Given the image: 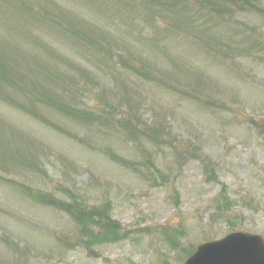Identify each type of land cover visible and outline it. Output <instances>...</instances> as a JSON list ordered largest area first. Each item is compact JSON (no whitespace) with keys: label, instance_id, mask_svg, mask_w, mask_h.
Masks as SVG:
<instances>
[{"label":"rangeland","instance_id":"374dc122","mask_svg":"<svg viewBox=\"0 0 264 264\" xmlns=\"http://www.w3.org/2000/svg\"><path fill=\"white\" fill-rule=\"evenodd\" d=\"M75 199L126 236L80 242ZM234 230L264 237V0H0V264H181Z\"/></svg>","mask_w":264,"mask_h":264},{"label":"water","instance_id":"95a60500","mask_svg":"<svg viewBox=\"0 0 264 264\" xmlns=\"http://www.w3.org/2000/svg\"><path fill=\"white\" fill-rule=\"evenodd\" d=\"M184 264H264V242L256 235L233 233L199 245Z\"/></svg>","mask_w":264,"mask_h":264},{"label":"trees","instance_id":"16d2710c","mask_svg":"<svg viewBox=\"0 0 264 264\" xmlns=\"http://www.w3.org/2000/svg\"><path fill=\"white\" fill-rule=\"evenodd\" d=\"M179 1L182 2L184 0H175L176 3ZM197 2H199L200 4L206 2V4H208L209 6L215 5V2L212 0H197ZM222 9L223 8L221 6V10ZM53 104L57 107H62V105H58L56 103ZM70 112L79 118L93 119V115L91 113H87L82 109H72L70 110ZM113 158L115 160L118 159L116 156H114ZM119 161L124 163V161L121 159H119ZM49 200L50 201L47 200L48 204L53 205V201H51V199ZM60 209L67 211L70 217L74 218L77 224L80 225V241L83 243L97 244L102 242H114L119 238L121 239L126 236L120 231L118 223L108 217L107 212L105 213L104 211L105 214H101L99 211H87L79 200L75 199L71 204H65L63 205V207H60ZM90 224L97 226L98 229L93 231L94 229H91Z\"/></svg>","mask_w":264,"mask_h":264}]
</instances>
